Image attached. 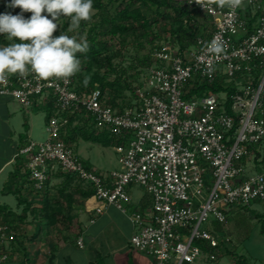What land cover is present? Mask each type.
<instances>
[{"label": "built area", "instance_id": "built-area-1", "mask_svg": "<svg viewBox=\"0 0 264 264\" xmlns=\"http://www.w3.org/2000/svg\"><path fill=\"white\" fill-rule=\"evenodd\" d=\"M186 1L211 16L209 36H198L190 49L155 48L129 105L111 104L99 84L78 90L77 74L52 81L12 75L0 85V95L26 109L55 102L47 140L20 149L36 189L58 171L76 175L94 189L87 210L102 213L115 205L129 216L130 244L148 254L150 264H214L231 249L232 237L204 226L209 217L226 224L234 206L264 203V0H244L235 11L213 5L212 12ZM218 33L227 51L217 58L203 48ZM203 83L225 89L195 91ZM73 114L91 117L99 132L119 140L113 146L120 167L102 173L75 153L62 137ZM136 185L152 197L147 211L126 205ZM92 198L99 204L91 208ZM22 229L0 222V263L10 258L9 244ZM77 243L84 247L83 237Z\"/></svg>", "mask_w": 264, "mask_h": 264}, {"label": "trees", "instance_id": "trees-1", "mask_svg": "<svg viewBox=\"0 0 264 264\" xmlns=\"http://www.w3.org/2000/svg\"><path fill=\"white\" fill-rule=\"evenodd\" d=\"M10 2L11 0H0V14H4ZM142 5L146 7V10L142 9ZM93 7L96 12L92 20L90 22H81L80 26L81 33L87 29V40L90 47L87 53H77V58L80 59L81 66L83 65L85 68L81 67V72L77 74V77H80V80H78V78L76 79L77 88L78 90L92 89L96 87V84H99L106 95L108 93L107 90L110 89L111 93L110 91L108 93L110 95V103L119 105L120 107L129 105L127 101H134L136 86H132V83H128L126 79L122 81L121 76L117 80H108L105 76L100 74L101 69L104 67L108 68L107 72H116L117 65L115 63V58L122 52V50L117 52L109 50V39L101 38V36L106 37L104 35H110V37L113 38L132 33L135 34L134 36L137 38L139 34L143 37H148L151 34L153 37L152 39H154L155 37H159V35L153 30V26L155 24L160 25L161 23H165V25L161 27H164L168 33L175 37V45L179 46L181 50H185L195 46L198 36L208 37L209 29L213 28L211 16L198 7L191 6L186 0L176 3L171 2V0H93ZM30 16V12H24V17L26 19L30 18ZM88 25L90 26L86 28ZM66 26L67 23L65 24V27ZM139 31L142 32L140 33ZM55 33L57 36L60 35L58 32ZM10 42L11 41H8L4 35H0V46H6ZM123 44L125 43L123 42ZM104 52L106 54H103ZM153 61H155V59L152 55H148L144 59L147 68L153 64ZM85 76L90 77V82L87 87L82 83ZM124 89L132 91L133 96L131 99H128V96L123 94ZM223 89L225 88L220 83H203L199 89H195V91L219 92ZM34 107H40L45 111L48 122L57 111L55 102L52 98H48L45 103H38L30 108ZM62 115L68 114L65 112L62 113ZM84 117H86L87 123L91 121V117L87 116L80 117L74 114L68 116L69 123L67 128L70 127V136H66L62 133V137L68 143L75 142L77 131H80L77 130V126L71 127L73 121L75 119H83ZM81 131L84 139L100 142L105 146L119 143L118 139L111 138L106 133H96L95 130L92 131L89 129H82ZM29 143L30 141L28 144ZM19 154H22L20 150ZM54 175L56 177H63L64 181L61 183L60 187L58 186L59 189L56 196L50 197V195H48L49 191H46L48 194L45 196L42 195V210L52 226L58 225L61 220L59 217H61L66 228L70 231V237L77 238L81 235L82 225L79 222L78 214L73 210L75 202L81 204L84 199H87L94 193V189L90 185H85L83 181L74 174L58 171ZM48 184L49 180L46 182L43 190H36L43 192ZM60 197H62L63 200H61ZM54 202L60 206H51ZM62 206L65 207L64 212L66 213L63 212ZM260 215H262V213H257L258 217H260ZM19 220L22 221V218ZM12 221L15 220L9 216L0 219V222L3 223ZM262 233L264 235V217L262 221ZM14 242L17 243V239ZM227 255H232L235 258L234 264H251L246 255H239L231 249H225L218 260ZM29 260L30 258L27 257L23 264H30Z\"/></svg>", "mask_w": 264, "mask_h": 264}, {"label": "crops", "instance_id": "crops-1", "mask_svg": "<svg viewBox=\"0 0 264 264\" xmlns=\"http://www.w3.org/2000/svg\"><path fill=\"white\" fill-rule=\"evenodd\" d=\"M13 99L10 95H0V110H2V113L0 112V219L9 216L15 221L7 223L16 228L23 226V229L19 234V242L11 248L10 258L0 264H23L27 257L30 258V264H93L101 258L98 257L101 247H104L106 252L122 253L123 255L115 258L120 261L118 264H150L151 258L148 254L138 250L134 252L135 255L132 254L133 248H130V238L134 231L132 222L130 221L131 231L124 233L120 222L117 220L118 214H125L114 205H107L104 212L97 214L94 210L89 211L86 208L89 197L84 199L81 204H75L78 207L74 211L78 214L79 222L82 225V232L79 237H83L84 247L78 245L79 237H70V231L67 228L65 231H60L57 227L56 229L53 228L42 210L43 205L37 204L42 202V193L46 191H49L50 197H53L54 193L51 190L54 188L50 183L52 177L56 176L52 175L43 192L37 191L33 185L27 166L28 156L25 153L19 154V150L25 147L29 141H32L29 134L35 125L32 123L34 117L30 115L29 110L28 112L25 111L22 122L19 118L23 126L19 136L18 128L8 123V120H11L17 111L10 109ZM21 109L25 108L20 104L18 110L21 111ZM33 109L42 110L40 107ZM23 131L29 133L26 134ZM115 169L117 168L112 170ZM98 171L106 173L110 170L99 169ZM129 192L132 201L126 205L130 211H147L151 208L152 204L148 203L149 200L145 196L135 198L131 193V188H129ZM97 204H99L97 200L93 198L89 200L91 208ZM21 218L22 221L19 220ZM43 220L45 221L43 222ZM85 222L88 224L86 225ZM106 232L111 237L118 239L117 245L112 243L116 247L110 245L109 238L102 237ZM130 253L132 254L131 257ZM107 259L109 258H101L97 264H105L108 262ZM111 263L117 264V261Z\"/></svg>", "mask_w": 264, "mask_h": 264}, {"label": "rangeland", "instance_id": "rangeland-1", "mask_svg": "<svg viewBox=\"0 0 264 264\" xmlns=\"http://www.w3.org/2000/svg\"><path fill=\"white\" fill-rule=\"evenodd\" d=\"M179 1H184V0H171V2H179ZM142 9L146 10V7L144 5L141 6ZM21 12L20 8H10L8 7L5 13H11L13 15L19 14ZM96 12V10H95ZM166 22V21H165ZM67 23V26L65 27V24ZM70 20L65 17H61L60 20L58 21V29L56 32L61 34V32H64L68 35H78V36H84L87 38V29L81 33V28L77 32H72L68 33L67 29L69 27ZM169 24V23H168ZM162 25H165V23H161L160 25L155 24L153 26V30L156 31L159 35V37H155L152 39V35L150 34L148 37H143L141 34L138 35L136 38L134 35L135 34H128L125 36H116V37H110V35H104L106 37L101 36V38H108V49L117 52L119 50H122L121 54L117 55L115 58V63L117 65L116 72H107V67H104L101 69L100 74L102 76H105L106 79L108 80H117L120 76L122 81L124 79L127 80L128 83H132V86H138L142 84V82L145 80L146 74H147V64L144 63V59L148 55H152L153 57V51L156 46L164 45L166 43H174L175 44V37L168 33L164 27H161ZM90 25H88L86 28H88ZM169 26V25H168ZM149 30V29H148ZM140 33L142 31H139ZM54 36H57L56 33H54ZM123 42L125 44H123ZM103 54H106L105 52ZM154 63V61L152 62ZM81 67L84 68L82 65ZM97 68V67H95ZM85 69V68H84ZM80 80V77H76V79ZM110 89L107 90L109 93ZM107 93V96L109 97L110 95ZM111 93V91H110ZM123 94H126L128 96V99H131L132 91L129 89H124ZM15 99V98H14ZM11 101L10 104V109H16V113L14 116L11 117V120H8V123H11L13 127L18 128L19 136L20 132L22 131V125L19 121V118L21 122L23 121V116L24 113L28 112L30 110L31 116L34 117V121L32 123H35V125L32 127L33 130L29 134L32 138V140L36 142H43L47 140L49 133L47 131V118H46V113L44 110H34L33 108H30L29 110L21 109L19 111L18 109L20 108V104L16 99ZM119 99V98H118ZM121 99V98H120ZM26 111V112H25ZM2 113V110H0ZM75 119L71 125V127H78L77 130V135H76V141L73 142L74 145V151L77 155H80L84 162L87 165H92L94 169H101L103 171H109L114 168L120 167L119 163V156L118 153L115 150V147L113 144H110L108 146H105L101 144L100 142H94L91 140L84 139L82 135V129L85 130H95L96 133H99V130L96 129L93 126L92 121H88L85 119ZM23 124V123H22ZM75 130L74 128H71ZM15 131V130H14ZM70 127L66 128V133L64 135L70 136ZM16 133V132H14ZM23 133L28 134L29 132L23 131ZM17 135V133H16ZM91 166V167H92ZM64 181L63 177H52L51 179V186L54 188L52 189V195L53 197L57 195L58 189L61 186V183ZM59 186V187H58ZM133 187V188H132ZM51 188V187H49ZM131 188V193L135 198H139L142 196H145L147 198L148 203L152 204L151 201V195L142 187L140 186H130ZM66 190V189H65ZM43 196L48 194L47 192L42 193ZM49 195V194H48ZM61 200L62 197H60ZM44 201V200H43ZM79 202V201H78ZM91 203V201H90ZM42 205L43 202H40L37 205ZM77 204V202H75ZM57 205V203L54 202V204H51V206ZM78 205V204H77ZM77 205L74 206L73 210H76L78 207ZM60 206V205H57ZM115 206V205H114ZM63 207V206H62ZM118 208V207H117ZM121 212L122 210L119 209ZM65 211V207H63V212ZM262 213L260 217L257 216V213ZM66 213V212H64ZM100 214V213H97ZM123 214H118V222L121 224L122 231L125 232H130L131 231V226H130V218L126 213ZM264 217V203L260 201L253 202L249 207H242V206H234L229 214H228V222L226 224L219 223L215 220V217L211 215L209 217L208 222L204 224V226L216 229L219 231L220 234H229L232 237V244L231 250L233 252H237L239 255L244 254L247 256L249 259V262L251 264H264V235L262 233V221ZM60 224L56 225L53 228L60 229V231L66 229L65 224L62 221V218L59 217ZM45 220H43L44 222ZM29 222V221H28ZM27 223V222H24ZM87 225L88 222H85ZM248 232V233H247ZM61 233V232H59ZM29 236V235H28ZM102 237L105 239L109 238V241L111 242L110 245H113V247H116L114 244L117 245V240L116 238L111 237V235L106 232ZM103 238V239H104ZM104 239V240H105ZM19 240L17 239V243ZM114 242V244H112ZM116 242V243H115ZM15 242H12L9 244V246L13 247L15 245ZM102 246V245H100ZM130 246V245H129ZM132 246H130L131 248ZM133 248V247H132ZM104 247H101L99 250V256L101 258L108 257L105 264H112L111 262L117 261V264L120 262L117 259H115L119 255H123L122 253L116 254V252H106ZM136 249L133 248L132 254L135 255ZM130 253V257L132 256ZM108 255V256H106ZM100 259H98V262H95L93 264H97L100 262ZM119 259V258H118ZM113 260V261H112ZM234 264L235 263V258L232 255H227L223 256L219 260H216L214 264Z\"/></svg>", "mask_w": 264, "mask_h": 264}, {"label": "clouds", "instance_id": "clouds-1", "mask_svg": "<svg viewBox=\"0 0 264 264\" xmlns=\"http://www.w3.org/2000/svg\"><path fill=\"white\" fill-rule=\"evenodd\" d=\"M208 12L213 5L232 11L240 8L244 0H195ZM10 8H20L19 14H0V35L8 41L0 46V85L6 86L10 76L26 78L33 75L37 81L67 80L81 72V61L77 53H87L89 42L86 37L68 35L57 31L61 17L70 20L68 33L77 32L81 22H90L95 15L93 0H11ZM30 12V18L24 17ZM19 41V42H15ZM206 54L215 57L225 55L226 42L216 34L203 48ZM90 77L82 83L88 86Z\"/></svg>", "mask_w": 264, "mask_h": 264}]
</instances>
